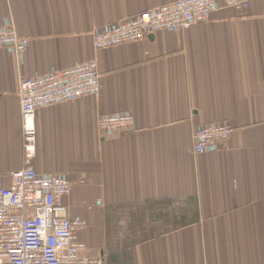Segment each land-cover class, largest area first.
<instances>
[{
    "label": "crops",
    "instance_id": "crops-1",
    "mask_svg": "<svg viewBox=\"0 0 264 264\" xmlns=\"http://www.w3.org/2000/svg\"><path fill=\"white\" fill-rule=\"evenodd\" d=\"M177 0H0V28L29 40L0 50V184L23 167L19 83L97 62V96L35 114L32 162L72 183L81 257L103 264H264V0L213 12L186 32L95 51L107 25ZM129 114L133 129L97 119ZM231 129L193 153L203 125Z\"/></svg>",
    "mask_w": 264,
    "mask_h": 264
},
{
    "label": "built area",
    "instance_id": "built-area-1",
    "mask_svg": "<svg viewBox=\"0 0 264 264\" xmlns=\"http://www.w3.org/2000/svg\"><path fill=\"white\" fill-rule=\"evenodd\" d=\"M254 0H177L144 11L92 36L95 51L133 44L159 32H186L221 9L245 14ZM29 40L14 26L0 28V50L15 56L25 53ZM100 73L92 61L19 83L23 167L0 184V264H103L101 258L81 257L84 245L78 234L86 224L67 216L64 200L72 183L64 175H42L32 165L35 156V114L38 110L97 96ZM129 114L103 115L97 119L101 133L133 129ZM231 129L225 123L203 125L193 134V153L214 152L226 142Z\"/></svg>",
    "mask_w": 264,
    "mask_h": 264
}]
</instances>
